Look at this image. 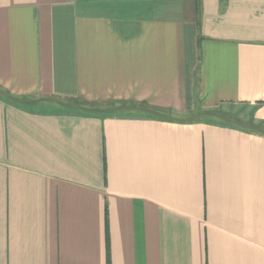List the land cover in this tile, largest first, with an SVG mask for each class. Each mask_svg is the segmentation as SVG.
Returning <instances> with one entry per match:
<instances>
[{"label": "crops", "instance_id": "crops-1", "mask_svg": "<svg viewBox=\"0 0 264 264\" xmlns=\"http://www.w3.org/2000/svg\"><path fill=\"white\" fill-rule=\"evenodd\" d=\"M198 2L0 0V264H264V0Z\"/></svg>", "mask_w": 264, "mask_h": 264}, {"label": "trees", "instance_id": "trees-1", "mask_svg": "<svg viewBox=\"0 0 264 264\" xmlns=\"http://www.w3.org/2000/svg\"><path fill=\"white\" fill-rule=\"evenodd\" d=\"M199 0H197V10H200V2H198ZM199 25H200V20H199ZM80 107H84V106H80ZM80 109V108H79Z\"/></svg>", "mask_w": 264, "mask_h": 264}]
</instances>
